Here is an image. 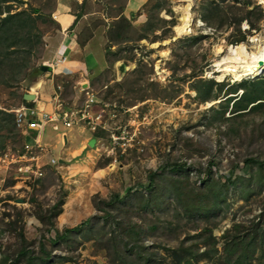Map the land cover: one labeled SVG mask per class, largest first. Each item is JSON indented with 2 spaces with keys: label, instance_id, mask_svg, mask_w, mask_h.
Returning a JSON list of instances; mask_svg holds the SVG:
<instances>
[{
  "label": "rangeland",
  "instance_id": "rangeland-1",
  "mask_svg": "<svg viewBox=\"0 0 264 264\" xmlns=\"http://www.w3.org/2000/svg\"><path fill=\"white\" fill-rule=\"evenodd\" d=\"M129 2H137L138 8L128 11ZM63 3L72 12L82 14L77 26L80 41L95 35L94 39L101 43L104 71L101 77L91 79V87L106 108V128L99 129L101 144L94 137L89 147L80 144L85 146L84 152L64 153L65 139L59 136L55 141L49 124L43 131L44 138L51 141V153L60 161L55 166H43L47 174L39 179L18 173L5 156L0 157V218L4 219L0 222L1 250L9 244H13V251L19 247L20 228L9 229L6 223L19 219L17 213L21 212L24 216L18 223L23 224L29 247L38 256L43 240L52 252L51 264H145L151 256L155 259H151V264H228L223 248L227 229L240 223L241 234L249 238L264 212V171L246 160H264V110L236 120L214 116L213 109L222 108L226 97L233 95L230 86L238 87L244 80L256 78L223 76L216 61L229 52L230 46L238 44L232 43L239 33L238 26L246 35L241 42L247 43L248 49L252 50L257 42L251 41L253 38L264 40V0H192L195 21L192 31L183 35L177 34L176 26L182 22L180 9L188 5V0L16 1L13 12L33 6L47 19L39 24L43 44L32 56L33 67L53 61L51 34L60 28L54 15ZM232 5L245 6L239 15L246 17L240 24L230 18L231 22L220 24L224 15L232 18ZM204 6L220 9L219 13H211L212 23L204 19ZM128 18L130 25H119L120 19ZM121 28H132L128 36L133 41L124 42L126 37L119 34ZM140 34L146 38L137 39ZM127 56L133 58L129 60ZM121 64H125L126 71L120 68ZM49 72L52 71L28 76L15 74L11 86L0 84V108L11 110L20 106L21 95L33 92L31 87L50 77ZM200 77L221 82L222 90L218 86L208 100H203L195 89ZM75 80V76L69 75L61 82L62 86L69 85L63 87L61 99L65 107L81 109L87 87L74 88ZM242 91L238 87L235 94ZM230 108L226 116L233 115ZM23 142L8 141L6 151L11 149L14 153ZM3 153L0 149V156ZM185 163L187 166L180 171L172 170L173 166ZM75 165L76 172L72 168ZM204 178L212 185L203 183ZM157 186L154 209L142 210L141 194L153 196L151 192ZM131 189L133 204H127ZM116 193L121 196L116 209H109L112 217L105 221V226L101 222L96 226L104 214L99 208H108L103 202ZM201 196L209 213H195V200ZM58 201H64L62 211L52 219L59 233L78 225L83 228L68 232L53 245L49 238L57 236L56 230L47 231L48 225L38 216V210L51 216ZM87 219L92 224L84 225ZM118 220L140 233L141 239L130 237L128 245L141 248L139 254L122 257L115 251ZM211 234L216 241L210 238ZM183 246L190 252L186 253ZM250 251L253 264H264V237L258 238ZM8 264L42 263L23 259Z\"/></svg>",
  "mask_w": 264,
  "mask_h": 264
},
{
  "label": "trees",
  "instance_id": "trees-1",
  "mask_svg": "<svg viewBox=\"0 0 264 264\" xmlns=\"http://www.w3.org/2000/svg\"><path fill=\"white\" fill-rule=\"evenodd\" d=\"M16 1L21 0H0V84L11 86V77L13 75H40L42 73L40 66H32L31 59L39 47L43 44V34L41 28L39 26L41 21H46L47 19L44 18L45 15L41 13L39 8H35L33 6H29L27 8H23L21 10L12 11V5ZM23 3V2H22ZM245 6L241 5H232V18L224 15L223 19H220V24L233 19L232 22L239 23L246 17L240 16L239 14L244 11ZM207 13L204 15V19L208 23L211 19V13L216 12L219 13V7L209 8V6H204ZM209 9V12H208ZM6 13V15L2 16V14ZM262 12L260 14V17ZM134 18V14H132ZM230 18V19H229ZM229 19V20H228ZM119 25L122 23H128L130 25V19H120ZM131 21V20H130ZM231 22V21H229ZM248 22V21H247ZM249 23V22H248ZM253 25L251 22L250 28ZM121 27H127L126 25H121ZM132 28H121L119 29V34L124 35L126 40L124 42L133 41L128 33L132 32ZM239 33L235 34V38L232 43H240L241 41L245 40L246 35L241 31L239 28ZM146 38L145 35L140 34L137 39ZM130 59H129V58ZM133 56H127V59L131 60ZM65 86H69L65 84ZM218 86H220V91L222 90L223 86L221 82L214 81V80H207L205 78H198V81L195 83V89L198 92V95L203 98V100H208L210 96L213 94L214 90H218ZM238 87H240L243 91L242 93H237ZM238 87H229L231 93L233 95L227 96L224 100L225 102L221 105L222 108L213 109L215 111L214 116L218 117L221 120L224 119H231L236 120L239 116H243L246 114H254L258 113L259 111L264 110V74L260 77L254 78L252 80H244L239 84ZM218 95L216 94L215 97ZM22 102L31 104L24 99L23 95H21ZM231 107V108H230ZM232 113V116H226V113L229 111ZM96 138L100 137V132H96L94 135ZM21 141L23 140L21 133L16 125V114L15 112L11 111L10 109L0 108V149L2 153L6 152V147L8 141ZM4 152V153H5ZM3 153V154H4ZM248 163H256L258 165V169L264 171V160H259L255 158H248L246 159ZM214 162H210L209 169L212 168ZM187 164H178L172 167L173 171H180L181 169L185 168ZM235 173V172H233ZM210 175V174H209ZM152 182L153 174L150 175ZM209 179V178H208ZM203 183H206V178L202 179ZM150 183L148 185H150ZM152 184V183H151ZM212 183L207 184V186H211ZM151 186V185H150ZM176 187V186H175ZM159 187L157 186L153 193V196H145L143 193L141 194V202L140 207L143 210H148L151 208L154 209V196H157ZM132 189L129 191V194L126 196V203L133 204ZM120 194L116 193L114 198H111L109 201H104L108 208L103 207L99 208L100 210L104 211L102 215L101 221L97 222L95 225L97 226L100 222L101 225L105 226V221L112 217V212L109 209H116L118 205L117 201L120 199ZM217 196H220L217 194ZM117 199V200H115ZM205 199H202V196L195 200V207L197 208L195 213H201L205 210V213H209L207 210L206 203H204ZM63 202H56L54 204V211L51 216L48 213L42 212L38 210V216L41 220L48 225L47 231L51 233L52 229L56 230L55 238H49V241L53 245H57L60 240L64 239L68 232H72L73 230L76 231L78 229H82L83 225H78L74 228H67L63 233H59L58 229L55 227V222L52 219L54 216H57L62 211V204ZM194 211V210H193ZM17 216L19 219L10 221L6 223L9 226V229H17L20 228L18 233V238L20 239V245L14 251L12 250L13 244H9L5 249L1 250L3 247L1 244L0 248V264H8L9 262L17 263L21 262L23 259H27L30 262L34 260H39L42 264H51L53 263L52 260V252L47 249V244L41 240L40 243V252L38 256H36L35 249L29 247L28 239L26 237V233L24 231L23 224L18 223L21 221L22 217L24 216L23 213L18 212ZM101 217V216H100ZM262 217H264V212L261 213L259 216V222L255 224L256 228L253 229L252 234L249 238L247 235L241 234L240 231V223H235L232 229H227V233L224 234V238L226 239L224 243V247L227 252V261L228 264H253V255L250 254V249L254 242L257 241L258 238L264 237V219L262 221ZM0 222H4L3 218H0ZM92 224L91 219H87L84 222L85 224ZM118 224L120 230L114 231L115 237H117V242H115V251L119 256L122 257H129L133 254L140 253L141 248H138L136 245L128 247L130 237L133 239H141L140 233L137 232L134 227L130 224L127 227L123 221L118 220ZM92 227V226H91ZM235 229V232L232 230ZM102 231V230H101ZM104 231V230H103ZM211 232V229H209ZM103 233V232H102ZM263 233V234H261ZM104 234V233H103ZM212 235V236H211ZM210 235L214 241H216V237L213 234ZM87 238H91L90 236H86ZM184 247V246H183ZM187 252H190L188 247H184ZM11 251V252H10ZM132 252V254L127 253ZM177 253V251H173ZM182 256V255H181ZM152 260L155 259L151 256L147 258L145 264H151Z\"/></svg>",
  "mask_w": 264,
  "mask_h": 264
},
{
  "label": "crops",
  "instance_id": "crops-1",
  "mask_svg": "<svg viewBox=\"0 0 264 264\" xmlns=\"http://www.w3.org/2000/svg\"><path fill=\"white\" fill-rule=\"evenodd\" d=\"M134 3L135 4H131L129 2L128 11H135L138 8V6H136L137 2ZM60 6L61 7L58 8L57 13L55 12L56 14L54 15L55 19H58L60 23V28H58L55 33L51 34L50 45L55 51L53 59L62 56L63 52L64 56H66V60L60 65L57 71L53 73L51 72L50 77L40 80L38 83H36V85L31 87L34 88V90L33 92H29L35 94V98L31 104L21 101V104L33 105L46 111L54 110L55 99L53 95L55 94L57 85H61L60 89H58L61 96L63 93V87H68L65 86L66 83H64L63 86L61 84V82L66 81L67 76L71 75L76 77L73 85L74 88H77L78 85H81V88L87 87L90 90H93L91 87V79L95 77H101L104 71L100 59V54L103 52V49L101 47V43L94 39L95 35L91 36L90 39L86 40L85 42H81L79 39V28H77V26L82 14H76L72 12L70 8H68L64 3ZM56 15L60 16L61 18H56ZM72 26L74 27L71 28ZM122 66L123 65L121 64L120 68L124 70V67ZM111 67L113 66L111 65ZM26 92L27 91H25L22 95H24ZM52 100H54V102ZM59 127V130L55 131L52 128V124L50 125V128L52 129V132L55 136V141H57V138L61 136V134L66 135L64 137V144L66 146L64 153H68L66 152L67 150L70 151L69 153L77 151L80 154L84 152V145L89 147V142L95 137L94 132L85 127L75 126L72 129H67L63 123H60ZM31 133L32 135H35L34 131ZM44 133L43 140L51 144V141L45 140ZM83 143L84 145L81 147L80 144Z\"/></svg>",
  "mask_w": 264,
  "mask_h": 264
},
{
  "label": "built area",
  "instance_id": "built-area-1",
  "mask_svg": "<svg viewBox=\"0 0 264 264\" xmlns=\"http://www.w3.org/2000/svg\"><path fill=\"white\" fill-rule=\"evenodd\" d=\"M65 60L66 56L62 52V56L53 59L50 63L47 62L50 71L52 73L57 71ZM57 87L60 88L61 85ZM84 91L86 100L84 107L81 109L65 107L59 93L54 95L56 101L54 110L46 111L33 105L25 104L12 109L16 114V125L26 139L21 150L14 153L6 152L4 156L9 160L10 164L15 166L18 173L28 178L32 176L39 178L47 174V172L42 170L43 166H55L60 161L55 156H52L51 145L42 140V133L49 124H52L54 130H59L60 123H63L67 129L78 126L85 127L93 132L98 131L100 128H106L103 120L106 110L105 106L101 105V101L93 90L86 88ZM32 131L35 132V135L31 136V140H28L27 136H30ZM65 136L61 134L63 139ZM98 142L101 144L102 139L100 138Z\"/></svg>",
  "mask_w": 264,
  "mask_h": 264
},
{
  "label": "bare ground",
  "instance_id": "bare-ground-1",
  "mask_svg": "<svg viewBox=\"0 0 264 264\" xmlns=\"http://www.w3.org/2000/svg\"><path fill=\"white\" fill-rule=\"evenodd\" d=\"M185 8H181L182 22L176 26L178 35H183L192 31V25L195 21L192 12V0ZM251 41L260 42L254 45L253 49H248L247 43L241 42L229 47V52L222 58L216 61V66L219 71L224 75L231 74L236 79H241L244 76L257 77L264 72V40L260 38H253ZM219 52L223 51L222 47L218 49ZM222 76V77H223ZM86 165H83V168ZM74 172L78 166L72 167Z\"/></svg>",
  "mask_w": 264,
  "mask_h": 264
},
{
  "label": "clouds",
  "instance_id": "clouds-1",
  "mask_svg": "<svg viewBox=\"0 0 264 264\" xmlns=\"http://www.w3.org/2000/svg\"><path fill=\"white\" fill-rule=\"evenodd\" d=\"M46 63H47V62H46ZM47 65H48V64H47ZM40 67H41V66H40ZM48 71H50V69H49ZM263 73H264V72H263ZM263 73H262V74H263ZM49 74H51V72H49ZM260 75H261V74H260ZM260 75H259V76H260ZM257 77H258V76H257ZM257 77H256V78H257ZM243 78H245V76H244ZM253 78H254V77H253ZM57 86H58V85H57ZM58 89H60V88L57 87V89H56V91H55V94H56V93H59L60 98H62L60 92L58 91ZM55 94H54V95H55ZM54 95H53V96H54ZM23 97H24V96H23ZM32 101H33V100H31V101H29V102H32ZM55 102H56V101H55ZM21 105H22V104H21ZM21 105H20V106H21ZM25 105H27V104H25ZM18 107H19V106H18ZM16 108H17V107H16ZM14 109H15V108H14ZM11 111L15 112V111L12 110V109H11ZM17 128H18V127H17ZM52 128H53V127H52ZM45 129H46V128H45ZM53 130H54V129H53ZM19 131H20V129H19ZM55 131H58V130H55ZM96 132H99V130L96 131ZM96 132H94V135H95ZM20 133H21V136H22V138H23V140H24V142H25V139H26V138L24 137V135L22 134L21 131H20ZM30 136H34V135H32V133H31ZM95 138H96V137H95ZM99 139H100V137H97V143H98V144H99V142H98ZM42 140H43V133H42ZM43 141H44V140H43ZM24 142H23V144H22V148H23V146H24ZM44 142H45V141H44ZM45 143H47V142H45ZM47 144L51 145V149H54L53 146H52V144H50V143H47ZM97 146H98V145H97ZM97 146H96V147H97ZM96 147H95V148H96ZM22 148H21V149H22ZM21 149H19V150H21ZM17 151H18V150H16L15 152H17ZM6 152H12V150L10 149V150H7ZM6 152H5V153H6ZM5 153H4V154H5ZM51 154H52V153H51ZM3 156H4V155H1L0 157H3ZM52 156H54V155L52 154ZM48 158H49V156H48ZM56 158H57V157H56ZM58 159H59V158H58ZM59 160H60V159H59ZM38 179H39V178H38Z\"/></svg>",
  "mask_w": 264,
  "mask_h": 264
},
{
  "label": "water",
  "instance_id": "water-1",
  "mask_svg": "<svg viewBox=\"0 0 264 264\" xmlns=\"http://www.w3.org/2000/svg\"><path fill=\"white\" fill-rule=\"evenodd\" d=\"M124 66H125V65H124ZM124 66H122V67H124ZM48 70H49V66H48L47 64H42V65H41V71H42V73H43L44 71H48ZM34 98H35V94L32 93V92H26V93L24 94V99L27 100V101H31V100H33ZM18 201L23 202L22 199H18Z\"/></svg>",
  "mask_w": 264,
  "mask_h": 264
}]
</instances>
